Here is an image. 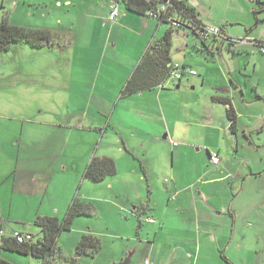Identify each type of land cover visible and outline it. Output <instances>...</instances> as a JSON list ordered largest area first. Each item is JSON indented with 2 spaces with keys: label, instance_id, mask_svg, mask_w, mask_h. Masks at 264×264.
Masks as SVG:
<instances>
[{
  "label": "crops",
  "instance_id": "1",
  "mask_svg": "<svg viewBox=\"0 0 264 264\" xmlns=\"http://www.w3.org/2000/svg\"><path fill=\"white\" fill-rule=\"evenodd\" d=\"M89 1L94 2L96 0ZM101 1H105L108 6L110 5L108 8L109 15L107 11V15L97 19L95 27L89 24V18L84 23L81 20L78 23H75L74 20H68L70 13L66 11L63 19H59V29H56L55 8L63 9L67 5L69 10L74 4L73 0H19L16 5L18 8L27 3L45 5L47 19H42V23L25 24L21 17L16 16L15 21H9L13 25L29 29L48 30L57 38H62L63 35H71V27L74 26L76 28V32L73 34L75 36L74 42L78 45L82 44L83 49H87L86 44L90 48L95 44V30L98 25L104 31L98 30L101 33L98 36H102V39L100 43H96L95 49H99L103 53V61L107 57V50L111 42L117 41V39H113V35H118L122 31H130L135 36V39L131 41L135 46L132 48L128 60V71L123 75H121V71H118L120 78L116 84L100 85L98 80L93 84L95 91H101V94L95 95L97 104L105 107L113 105L118 107L121 101L127 99L130 101L129 106L136 104L140 108L143 100L149 99L152 102L157 101V99L160 100L163 92L159 93V97H161L157 98V94L147 96V92L124 97L122 91L131 77L130 74L133 73L145 52L162 34V28L165 25L156 19L133 14L123 6L119 8L117 19L109 21L113 3L110 0ZM179 1H186L189 6L195 8L199 14V19L206 26L220 25L219 29L223 30L226 39V36L229 38L233 36L229 29L232 24L237 23V25L248 28L242 22L253 23V5L234 8V4H228L223 17L216 19L215 7L206 2L200 4L196 0ZM20 13L24 14L25 12L20 10ZM35 14L31 13V16ZM186 34L188 35V33ZM187 38L189 37L187 36ZM226 39H223L222 46ZM240 40L242 41L237 43H245L243 39ZM250 40L247 39L246 43H252ZM188 43L190 40L187 41L186 50L189 49ZM214 44H208L211 45V47L209 46L210 49L214 46L217 47L220 43ZM114 45L117 44L114 43ZM49 51H53V49L47 47L42 50H35L26 45H17L3 54L0 63L1 65L5 59L14 63L8 72H5L7 74L5 81L7 82L5 85L0 84V120L7 118L2 112L19 115L18 119L16 117L9 118L11 121L19 120L18 122L0 126V227L7 235H12L16 231L39 235L40 230L37 232L33 230L36 227L37 218H61L66 214L74 199L79 196L75 195V184H78V180L72 178L74 185L69 181L70 167L66 163L59 167L55 165V158H67V147L65 146L67 141L65 138L68 139L70 136L67 132L69 125H65L66 121H62L60 125L55 124L48 118H43V115H37V110L40 114L45 112L44 102L42 100V104L39 106L37 96H32L33 91L43 95L42 92L48 93L54 87L45 82L39 88V84L30 81V77L37 76V73L33 74V70L24 62L18 63L19 60L23 61L27 55L28 59L31 60V65L34 64L35 59L41 57L43 63L41 72L49 75L48 65L51 57ZM132 54L136 56V59L132 58ZM184 56L185 61L177 62L172 59L173 63L189 66L195 70L193 67L195 63H187L186 51ZM116 60L118 57H113L114 63H117ZM102 72L103 69H100L97 75L101 76ZM198 76V74L195 76L188 75L186 79L190 80ZM199 82L201 86L206 84V81L200 78V80L193 82V85L197 86ZM85 86L87 85L81 83L80 79H76L74 83H66L61 87L67 91L69 97L73 91L76 102L82 101V106H85ZM178 86L180 89L181 85ZM4 88H8V91H14L16 97L20 98L22 102L18 104V100L10 95H3L1 92ZM210 89L215 90L214 87ZM16 91L22 92V96ZM24 92L31 93V96H25ZM224 92H226L225 94L228 93L227 90ZM81 95L83 96L82 100L80 99ZM69 102L71 103L70 100ZM142 108L143 110L148 109V105L143 104ZM149 110L154 111L152 108ZM134 114H139L143 121L148 119L141 113L134 112ZM208 117L210 119L209 121L206 120L205 124L185 123L180 117L173 130L162 114L160 119L165 121L163 127L154 125L152 129L144 130L146 128L134 124H130L129 127L123 124L125 128H129L133 132L130 136L119 135L123 146L118 149L120 153L118 159L113 157L116 160L118 173L101 182L106 183V189L114 194L105 203L111 205V212H119L117 214L120 222L113 229L105 221L103 225H108L105 230H102L97 222H83L82 220L92 219V217L78 218L76 221H79V225H87L90 229L79 227L80 230L69 232L71 236L68 249L59 245L63 255L70 258L75 257L78 243L84 235L90 233L102 239L103 247L94 256L84 255L80 257L79 264H121L123 262L144 264L146 260L153 264H229L224 257L233 264H239L240 260L244 259H249V261L247 263L242 261L243 264H264L261 261L263 249H260L264 237L262 231L264 230V167L258 168V162H261L264 157H260L259 160L252 158L249 160L245 157L240 162H235V158L231 157V152L235 149L236 151L240 150V146L239 144L233 146L228 141L229 133L232 134L230 122L215 125L212 113L208 114ZM150 122L147 123L151 125L152 122ZM107 129L108 127L105 130L99 127L96 131L103 133L102 137L104 138L107 135ZM210 129L223 134V138L217 140L216 144L207 141V145L218 149L194 143L197 138L200 139L201 134L208 135ZM136 130L143 135L139 149L131 146L133 144L132 139L136 137ZM92 131L89 129L88 132L93 133ZM164 133V140H170V145H172L174 163L176 160L183 162L188 158L189 151L192 152L197 146L200 147L198 155H201V164H195V172H193V168L189 170L190 173H193V177L188 185L182 187L179 175L174 170L175 166H173L171 180L168 178L163 180L164 173L161 174V167L156 166L157 173H153L146 161L151 144H157L158 139ZM217 137L218 135H216ZM129 140L131 142H128ZM220 149L227 155H224L225 159H222V164L219 167L211 166L210 162L206 161L205 155L200 152L201 150L207 153L217 151L222 157ZM140 155L144 157L142 158ZM108 156L110 155L100 157ZM126 156L132 157L138 163L126 162L128 164L120 165L119 162L124 161ZM86 169L84 170L86 171ZM127 170L130 174H125ZM80 176L81 174H79V178ZM153 177H157L156 179L160 182H166L165 188L157 184L156 191L162 195L161 200H156L154 197L155 190L151 186ZM171 196H175V198ZM256 197H261L258 205L256 204ZM82 198L86 199L85 196ZM86 200L94 201L95 199ZM121 206H124L125 209ZM96 211L98 212L97 207H95L94 213ZM121 212L124 213V216L126 213L125 218L120 216ZM147 218L153 219L154 223L146 222ZM240 222L242 227H240ZM145 224L153 226L145 228ZM247 227L253 231V234H248ZM3 255L4 252L2 257ZM9 257L11 258L3 257V259L12 264H42L31 256L25 257H31L35 260H26L27 262L12 256Z\"/></svg>",
  "mask_w": 264,
  "mask_h": 264
},
{
  "label": "rangeland",
  "instance_id": "2",
  "mask_svg": "<svg viewBox=\"0 0 264 264\" xmlns=\"http://www.w3.org/2000/svg\"><path fill=\"white\" fill-rule=\"evenodd\" d=\"M18 1L19 0H0V22L3 21L4 17L15 21L16 16L18 18L21 17L25 24L42 23V19H47V9L45 5L41 6L39 4L33 5L27 3L22 4L21 7L18 8L16 6ZM73 1L74 4L69 10L67 5H65L63 9L55 8L54 19L56 29L59 27V19H63L66 11H69L70 13L67 18L68 20H74L75 23H78V21L81 20L82 23H84L89 18V24L94 27L95 23H97V19L107 15V11L109 15L108 8L110 5L108 6L105 1ZM196 1L200 4L206 2L210 6H214L216 10V19L223 17L227 11L228 4H234V8H239L241 6L251 7V5H253V9L258 7V0ZM260 1L264 3V0ZM20 10H23L25 13L21 14ZM31 13H38V16H36V14L31 16ZM258 16L261 19V23L256 27L254 18L252 19V24H249L248 21L242 22L248 28L242 27V25H237V23L232 24L229 29L230 33L233 35L231 37L234 39V43L232 44L231 40L224 41L223 46L221 43L216 48L209 49L210 51H208L201 42L197 41L192 34L187 35L183 32H175L173 34L172 59L177 62L185 61L184 55L186 51L187 63H195L193 65L195 69L194 71H196L199 76L191 78L190 80H187L185 77L179 84L176 81L170 80L165 82V89L155 88L147 91V96L155 93L157 94V98H160L161 96L159 97V93L161 94L162 92L163 95L160 100L157 99L155 102H152L149 99L143 100L140 108L139 106H136V104L129 106L128 103L130 101H127V99L121 101V104L118 107H115L114 105L110 107L99 106L95 95L99 93L101 94V91H95L93 89V84L97 80L100 85L116 84L120 78L118 71H121V75L128 71V60L130 58L131 50L135 46L131 42L135 39V36L131 34L130 31H122L119 32L118 35H113V39L115 38L117 41L111 42L107 50L108 54L105 61L102 59L103 53H101L99 49H95L96 43H100L102 39V36H98L101 34L99 31H104V29L100 26L98 27V25L95 30V44L92 48L86 44L87 49H83L82 44L78 45V43L74 42L75 36L73 34L76 32L74 26L71 27V35H63L62 38L56 37V49L49 51L51 55L48 65L49 75L41 72V69L43 68L41 57L35 59L34 64L32 65L31 60L28 59V55L23 61H18V63L24 62L27 64V66L33 70V74L35 72L37 73V76L30 77V81L39 84V88H41L45 82L52 84L54 87L48 93L42 92L43 95L39 94L37 91H33L32 96H37V103L39 106L42 104V100L44 102L43 108H45V112L40 114L39 110H37V115H43V118H48L55 124L60 125L62 121H66L65 125H69L67 132L70 136L68 139L65 138V141H67V144L65 143V146L67 147V158H55V165L56 167H59L63 163H66L70 167V172L68 173L69 181L74 185L72 178L78 180V184H75V195L81 197L85 196L86 199H95V202H93L98 209V212L96 211L94 213V216H96L92 217V219H82L83 222H97L102 230H105L108 225H103L105 221L108 222L113 229L120 222V219L118 218L119 215L117 214L119 212H111V205L105 203L107 199H110L111 195H114L110 190L106 189V183L95 185L94 183L85 180L83 174H85L84 169L87 168L93 157L110 155L108 158L116 157V159H118L120 155L118 149L123 146L119 135L130 136L133 132L131 129L125 128L124 125L129 127L130 124H134L146 128L144 130H149L152 129L154 125H160L163 127V124L167 121L170 128L173 130L180 117L185 123L191 122L193 124H205L206 120L209 121L210 119L208 114L211 113L215 125H222V123L227 124L230 121L227 116L225 105L213 101V97H216L217 95H225L231 98L234 108L239 116L238 130L236 134L229 133L228 141H230L233 146L239 144L240 150H233L231 152V157L235 158V162H240V160L245 159V157L249 160L250 158L259 160L260 157H264V54L261 53V47L256 46L253 43H246L247 39L264 43V10L260 11ZM214 25L215 26L213 27H218V29L221 27L218 24ZM162 29L163 32L157 40L165 34L167 26H163ZM187 36L189 38H187ZM238 39H243L245 43H237ZM188 40H190V43H188L189 49L186 50L185 48ZM114 43L117 45L115 46ZM74 53L76 54L75 56ZM113 57H118V60H116L117 63L112 61ZM132 58L136 59V56L132 54ZM13 64L14 63L11 60L8 61L5 59L0 65L1 85H5L7 82L5 81L7 75L5 72H8ZM181 66L191 68L185 65ZM100 69H103V72L101 76H98L97 73ZM131 75L132 74H130V76ZM47 78H49V81H47ZM200 78L204 79L206 84L201 86L199 82L197 83V86L193 85V82L200 80ZM76 79H80L81 83L87 85L85 86V106H82V101L76 102L73 91L71 92V97H69L67 91L63 90L61 87L66 83H74ZM178 85H181L180 89L177 88ZM211 87H214L215 90L210 89ZM7 89L8 88L2 89L3 91L1 93L3 95H10L12 98L18 100V104L22 102L20 98L16 97L14 91H8ZM223 90H227L228 93L225 94ZM16 93L22 96V92L16 91ZM24 93L25 96H31V93L29 92ZM80 99H83L82 95L80 96ZM128 100L133 101L134 99ZM143 104L148 105V109L143 110ZM8 108L11 109V107ZM150 108L154 109V111L151 112V110H149ZM134 112L141 113L148 119L143 121L139 114H134ZM2 113H4L3 115L7 118L0 120V126L2 124L19 121L9 120L10 117H16V119H18L19 115L16 116L14 113ZM161 114L165 117V121L160 119ZM147 122H150L151 125ZM108 124H110V126H108ZM99 127L102 130H105L108 127L107 135H105L104 138L102 137L103 133H98L96 131ZM89 129L93 130V133H89ZM201 131H204V129H201ZM135 133L136 137L132 139L133 144H131V146L139 149V145H141L140 140L143 135L138 130H136ZM164 135L165 133L160 136L157 144H151L146 161L153 173H157L156 166L161 167V174L164 173L163 180L166 178L171 180L173 166H175L174 170L176 174L179 175L182 187L188 185L193 177V173H190L189 170L193 168V172H195V164H201V155H198V149L200 147L197 146L193 151L191 150L192 152L189 151L188 158L183 162L176 160L174 163L172 145H170V140H164ZM216 135H218L217 138ZM222 138L223 134L210 129L208 135L201 134L200 139L197 138L194 143H198L201 146L206 145L212 149H218L217 147L207 145V141L216 144L217 140ZM101 142L102 144L100 145ZM128 142H131V140ZM200 152L205 155L206 161L209 163V154L204 150H201ZM220 152H222V149H220ZM224 155L227 154L223 151V160L225 159ZM140 156L142 158L144 157L142 155ZM146 161L144 160V162ZM126 162L138 163L134 161L132 157L126 156V159L120 161L119 164L126 165L128 164ZM262 166L264 167V158L261 162H258V168ZM79 174H81L80 178ZM125 174H130L129 170H127ZM123 178L125 179V177ZM156 178L157 177H153L151 179V186L155 190V199L161 200L162 195L159 194V191H156L157 184L162 188H165L164 184H166V182H160ZM35 185L37 186V184ZM122 189L124 190V188ZM171 197L175 198V196ZM260 198L261 197H256L257 205ZM100 207L101 210H99ZM121 207L125 209L124 206ZM120 216L123 217L124 213L121 212ZM64 217L65 215L61 216L59 219H63ZM125 217L126 213L123 218ZM148 226L153 225L145 224V228ZM79 227H81V229H84L83 227L90 229L89 226L79 225V221H76L71 231L75 232V230H80ZM240 227H242L241 222ZM33 230L37 232L39 228L35 227ZM246 230L249 235L253 234V231L250 228L247 227ZM262 231L264 232V230ZM70 236L69 232L63 233L62 240L60 241V237V242L58 241L59 245L68 249L67 247L70 246ZM247 243L250 244V242ZM260 249H263L261 252V261L264 262V237ZM9 256L25 260L24 262H27L26 260H35L31 257H25L16 253L4 251L3 257L11 258ZM242 261L247 263L249 259L240 260L239 264H243Z\"/></svg>",
  "mask_w": 264,
  "mask_h": 264
},
{
  "label": "trees",
  "instance_id": "3",
  "mask_svg": "<svg viewBox=\"0 0 264 264\" xmlns=\"http://www.w3.org/2000/svg\"><path fill=\"white\" fill-rule=\"evenodd\" d=\"M110 2H115L119 8L123 6L126 10L139 16L150 17L149 13L151 12L157 14V21L167 26L165 34L159 40L154 41L142 56L131 77L128 79L122 91L124 97L142 94L155 88L165 89V82L170 81L171 76L172 69L170 68V64L173 63L171 54L173 49V34L175 32L192 34L208 51H210L211 45H215L214 43L216 42L221 44L223 39H226L224 38L223 30L220 29V34L215 36L212 42L202 40L198 35V31L204 30L207 26L199 19L197 10L189 6L186 1L110 0ZM163 6H166L165 11L162 10ZM262 10H264V3L258 0V7L252 13L256 24L255 27L261 23L258 14ZM174 18L178 19L179 26H173L171 19ZM226 37L227 39L225 41L231 40L232 44L234 43V39L228 36ZM55 39V35L48 30L16 26L11 24L7 17H4L3 21L0 22V63L3 54L9 52L17 45H26L35 50H42L47 47L56 49ZM241 41L240 39L237 40V42ZM252 43L261 47V50L264 49V43L255 40ZM214 47L216 48V46ZM213 101L225 105L231 132L232 134H236L239 116L231 98L222 95L213 97ZM215 152L220 155L219 152ZM220 158L221 163L218 166L211 165L219 167L222 164L221 155ZM117 173L118 168L114 159L108 157H93L85 171L84 178L94 184H99L106 178L115 176ZM94 210L95 205L93 201L78 196L70 205L63 219L57 217L37 218L35 226L39 228L40 234L37 236L33 235V241L19 244L11 236L3 239V242L0 243V264H12L3 259L2 253L4 251L22 256H31L42 264H79L80 257L98 254L103 247L102 239L90 233L84 235L78 243L75 257L70 258L64 256L58 244L61 235L65 232H71L78 218L93 217ZM224 259L229 264H233L226 257ZM121 264L127 263L123 262Z\"/></svg>",
  "mask_w": 264,
  "mask_h": 264
},
{
  "label": "built area",
  "instance_id": "4",
  "mask_svg": "<svg viewBox=\"0 0 264 264\" xmlns=\"http://www.w3.org/2000/svg\"><path fill=\"white\" fill-rule=\"evenodd\" d=\"M112 14L109 17V21H115L117 17L119 16V7L118 4L115 2H112ZM163 11L166 10V6H163ZM150 18L158 19V15L154 13H149ZM171 22L173 23V26H179L178 19H171ZM220 34V29L214 28V27H205L204 30L198 31L199 37L204 40L205 42H210L215 39V36ZM262 53H264V49L261 50ZM171 70V76L170 80L173 81H181L184 79V77L191 75L195 76L197 75V72L192 70L191 68L183 67L179 64L172 63L170 64ZM177 145V144H175ZM210 163L214 166H218L221 163L220 155L216 152L212 153L210 152ZM148 223H154V220L151 218H147L145 220ZM11 236L13 239H15L19 244H24L33 241V235L30 233H24L20 231L14 232L12 235H7L5 231L0 227V243L3 242V239ZM144 264H153L149 260H146Z\"/></svg>",
  "mask_w": 264,
  "mask_h": 264
},
{
  "label": "water",
  "instance_id": "5",
  "mask_svg": "<svg viewBox=\"0 0 264 264\" xmlns=\"http://www.w3.org/2000/svg\"><path fill=\"white\" fill-rule=\"evenodd\" d=\"M177 88H179V86H177ZM209 154V153H208Z\"/></svg>",
  "mask_w": 264,
  "mask_h": 264
},
{
  "label": "flooded vegetation",
  "instance_id": "6",
  "mask_svg": "<svg viewBox=\"0 0 264 264\" xmlns=\"http://www.w3.org/2000/svg\"><path fill=\"white\" fill-rule=\"evenodd\" d=\"M224 37V36H223Z\"/></svg>",
  "mask_w": 264,
  "mask_h": 264
}]
</instances>
